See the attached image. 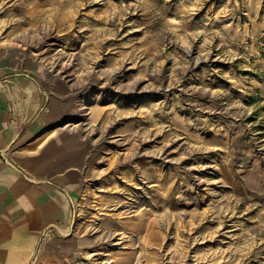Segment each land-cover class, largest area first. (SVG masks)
Masks as SVG:
<instances>
[{"label": "rangeland", "instance_id": "374dc122", "mask_svg": "<svg viewBox=\"0 0 264 264\" xmlns=\"http://www.w3.org/2000/svg\"><path fill=\"white\" fill-rule=\"evenodd\" d=\"M0 60L86 153L33 264H264V0H0Z\"/></svg>", "mask_w": 264, "mask_h": 264}, {"label": "crops", "instance_id": "0c3cea01", "mask_svg": "<svg viewBox=\"0 0 264 264\" xmlns=\"http://www.w3.org/2000/svg\"><path fill=\"white\" fill-rule=\"evenodd\" d=\"M40 81L0 60V264H33L41 237L62 233L87 177L85 149Z\"/></svg>", "mask_w": 264, "mask_h": 264}, {"label": "bare ground", "instance_id": "6f19581e", "mask_svg": "<svg viewBox=\"0 0 264 264\" xmlns=\"http://www.w3.org/2000/svg\"><path fill=\"white\" fill-rule=\"evenodd\" d=\"M66 1V3L68 4H71V1L72 0H65ZM155 171L156 170H154V169H152V175H154L155 174ZM174 176H176V174H171L170 175V177H174ZM180 187H182V186H178V189L180 188ZM156 200H157V202H159V203H161V204H163V203H166V202H169V201H171V202H174V201H176L174 198H171V196L169 197L168 195H167V193L166 194H163V195H161V196H156ZM142 216V215H141ZM193 217H194V219H195V223H193V225H192V227L191 228H189V230H192V229H199L201 226V218H200V215H199V217L198 216H196V215H193ZM157 223V222H156ZM153 225V227H151V228H153V230L155 231V232H158L160 229H161V227L160 226H156L155 224H152ZM60 232H64L65 230H62V229H58ZM186 231L184 232V231H180V234L179 235H183V236H185L186 235ZM152 239H153V241L154 242H157L158 241V238H156L155 236H154V234H153V236H152ZM153 243V242H152ZM197 243H198V241H197ZM197 243H195V244H197ZM155 244H157V243H155ZM180 254H181V252H179Z\"/></svg>", "mask_w": 264, "mask_h": 264}, {"label": "built area", "instance_id": "2783aa9c", "mask_svg": "<svg viewBox=\"0 0 264 264\" xmlns=\"http://www.w3.org/2000/svg\"><path fill=\"white\" fill-rule=\"evenodd\" d=\"M6 152H7V150L3 151V152L0 154V156H1V158H2V160H3L4 162H6L7 164H11V163H10L8 160H6V158H5ZM47 235H49V234H46V236H47Z\"/></svg>", "mask_w": 264, "mask_h": 264}]
</instances>
